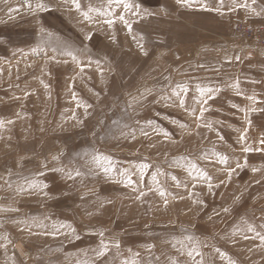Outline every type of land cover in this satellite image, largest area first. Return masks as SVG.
<instances>
[{
	"label": "rangeland",
	"instance_id": "1",
	"mask_svg": "<svg viewBox=\"0 0 264 264\" xmlns=\"http://www.w3.org/2000/svg\"><path fill=\"white\" fill-rule=\"evenodd\" d=\"M105 2L0 0V264H264V0Z\"/></svg>",
	"mask_w": 264,
	"mask_h": 264
},
{
	"label": "snow or ice",
	"instance_id": "2",
	"mask_svg": "<svg viewBox=\"0 0 264 264\" xmlns=\"http://www.w3.org/2000/svg\"><path fill=\"white\" fill-rule=\"evenodd\" d=\"M192 2H195V0H177V3H179V4H184V5H188V6H191V3H192ZM222 2H223V0H221V3H222ZM73 3L76 4L77 8L80 7V5H79V0H73ZM112 3H116L117 5H123V7H124L125 9H130V8L133 7L131 4L127 3L126 0H109V4L111 5ZM29 7H31V5H29ZM44 7H45V6H44L43 4H39V3L37 4V8L43 9ZM92 10H93V9H89V11H92ZM97 11H98V10H97ZM109 14H111V13H109ZM84 16H85L86 19L89 18L87 12L84 13ZM119 19H120L121 21H123L125 24L128 23V22L125 20V18H124L123 15H121V16L119 17ZM106 23H108V24L111 26V24L113 23V21L108 20V21H106ZM128 27L130 28L131 25H128ZM89 38H90V37H89ZM237 59H239V58L237 57ZM184 91H187V90L185 89ZM207 91H208V92H211L212 89H207ZM201 92H202V94H203L204 90H201ZM249 99H253V98L250 97ZM205 103H207V101H205ZM183 104H184V101H183V99H181V101H180V105L183 106ZM201 113H203V109H201ZM0 126H2V125H0ZM242 138H243V137H242ZM260 142H261V144H264V139H262ZM244 151L247 152V151H249V149H248V148H245ZM94 159H95V161H96L97 163H99L100 159L108 160L107 157H103V158H101V157H96V158H94ZM221 160H222V162H224V163L227 162V158H226V157H222ZM237 166L239 167V165H237ZM141 167L146 168V167H148V166H147V165H142ZM193 167H195V165H193ZM105 171L107 172V171H109V169H108V168H105ZM253 171H255V169H253ZM77 175H79V173H77ZM209 179H210V178H209ZM142 195H143V193H142ZM160 195H161V196H164L165 193H164L163 191H161V192H160ZM165 203H167V201H165ZM225 211H227V209H225ZM253 230H254V229H253L251 226H249V231H253ZM101 235H103V234L101 233ZM261 239H264V237H261ZM102 248H103L104 250L107 249V245H106V244H103V242H102ZM104 250L98 252V255H101V256L104 255ZM196 254L199 255L198 252H197ZM189 255L191 256L192 253L189 252Z\"/></svg>",
	"mask_w": 264,
	"mask_h": 264
},
{
	"label": "crops",
	"instance_id": "3",
	"mask_svg": "<svg viewBox=\"0 0 264 264\" xmlns=\"http://www.w3.org/2000/svg\"><path fill=\"white\" fill-rule=\"evenodd\" d=\"M243 2V0H223L222 3H225V5H232L236 3ZM109 2H105V4H108ZM145 3H149L152 5V2H148V0H145ZM221 4V0H195V2L191 3V6L179 4L177 3V0H159V4L161 6V14H165V11H184V9H193V10H204L207 8V4ZM165 10V11H164ZM153 11H149L150 14H152ZM148 13V14H149ZM152 18V17H150ZM205 45H201L200 48H204Z\"/></svg>",
	"mask_w": 264,
	"mask_h": 264
},
{
	"label": "built area",
	"instance_id": "4",
	"mask_svg": "<svg viewBox=\"0 0 264 264\" xmlns=\"http://www.w3.org/2000/svg\"><path fill=\"white\" fill-rule=\"evenodd\" d=\"M264 39V29L261 28L259 32L255 31L253 28H247L243 32L241 39L245 40L246 42H253L256 39Z\"/></svg>",
	"mask_w": 264,
	"mask_h": 264
},
{
	"label": "bare ground",
	"instance_id": "5",
	"mask_svg": "<svg viewBox=\"0 0 264 264\" xmlns=\"http://www.w3.org/2000/svg\"><path fill=\"white\" fill-rule=\"evenodd\" d=\"M144 22V21H143ZM8 81V80H7ZM7 83V82H6ZM0 84H1V87H3V85H2V83L0 82ZM7 84H9V83H7ZM3 111H4V109L3 108H0V113H3ZM7 120V119H6Z\"/></svg>",
	"mask_w": 264,
	"mask_h": 264
}]
</instances>
